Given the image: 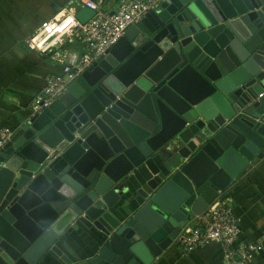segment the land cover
Segmentation results:
<instances>
[{"label":"water","instance_id":"95a60500","mask_svg":"<svg viewBox=\"0 0 264 264\" xmlns=\"http://www.w3.org/2000/svg\"><path fill=\"white\" fill-rule=\"evenodd\" d=\"M263 162L264 0H165L0 151V264H156Z\"/></svg>","mask_w":264,"mask_h":264},{"label":"crops","instance_id":"0c3cea01","mask_svg":"<svg viewBox=\"0 0 264 264\" xmlns=\"http://www.w3.org/2000/svg\"><path fill=\"white\" fill-rule=\"evenodd\" d=\"M70 1L73 0H0V129L15 132L28 122L33 117L30 104L44 88L47 76L61 73L48 57L29 50L26 39L41 23L62 15ZM79 1L102 3L104 9L114 11L121 0ZM66 48L75 53L82 51L78 43ZM225 196L232 200L240 222V243H264V162ZM59 246L66 254L94 251L88 238L76 234L65 235ZM39 264L59 263L49 255ZM156 264H224L223 250L213 244L184 254L181 247H173ZM250 264H264V249Z\"/></svg>","mask_w":264,"mask_h":264},{"label":"built area","instance_id":"2783aa9c","mask_svg":"<svg viewBox=\"0 0 264 264\" xmlns=\"http://www.w3.org/2000/svg\"><path fill=\"white\" fill-rule=\"evenodd\" d=\"M164 1L121 0L114 11H107L102 3L88 1L82 4L73 0L61 19L57 16L41 23L27 37L26 45L29 50L48 57L61 73L47 76L44 88L30 104L32 115L41 114L67 93L70 84L99 58L107 55L130 26L140 24L150 11L160 7ZM83 7L95 12L86 24L80 23L76 17ZM71 43L80 44L81 53L69 51L66 47ZM13 135L14 131L9 128L0 129V151ZM241 234L233 202L223 196L184 229L180 247L184 254H190L216 244L223 250L224 264H250L263 251L264 243H240Z\"/></svg>","mask_w":264,"mask_h":264},{"label":"bare ground","instance_id":"6f19581e","mask_svg":"<svg viewBox=\"0 0 264 264\" xmlns=\"http://www.w3.org/2000/svg\"><path fill=\"white\" fill-rule=\"evenodd\" d=\"M63 15H64V14H62V15H59V16H58V19H61V18L63 17Z\"/></svg>","mask_w":264,"mask_h":264},{"label":"clouds","instance_id":"9594fccd","mask_svg":"<svg viewBox=\"0 0 264 264\" xmlns=\"http://www.w3.org/2000/svg\"><path fill=\"white\" fill-rule=\"evenodd\" d=\"M71 23H72V21L70 20V21H69V24H71Z\"/></svg>","mask_w":264,"mask_h":264}]
</instances>
